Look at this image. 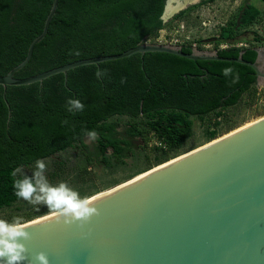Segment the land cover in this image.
I'll list each match as a JSON object with an SVG mask.
<instances>
[{"label":"trees","instance_id":"trees-1","mask_svg":"<svg viewBox=\"0 0 264 264\" xmlns=\"http://www.w3.org/2000/svg\"><path fill=\"white\" fill-rule=\"evenodd\" d=\"M165 1L58 0L44 38L14 77L27 78L74 61L120 54L145 43L172 21L185 19L180 13L163 23L160 17ZM51 3L0 0V76L25 58L28 45L42 31ZM242 8L218 27L213 40L206 41H213L220 57L241 55L253 63L257 57L255 45L237 47L241 42L238 37L259 22L262 11L247 4L236 27ZM253 41L258 38L253 37ZM197 42L201 44L202 40ZM220 44L228 47L218 49ZM181 51L190 53L192 48L182 45ZM226 68L231 69L227 75ZM97 69L104 74L97 77ZM255 90L256 76L246 65L191 61L166 53L134 54L71 69L66 77L56 74L30 85L7 86L4 97L0 86V213L23 200L14 195V180L23 178L18 173L13 176L14 169L36 165L37 160L68 148L84 151L88 132L96 133L99 162L110 175L126 166L124 159L129 154L135 155L133 139L150 145L152 162L146 159L144 166L134 165L126 181L181 155L178 152L192 135L194 118L208 119L207 124L212 121L215 126L207 132L205 143L217 138L224 112ZM70 98L79 99L83 110L70 112ZM120 118L127 120L123 127ZM22 174L33 177L32 173ZM116 185L113 183V187ZM98 192L94 189L78 197L88 198ZM55 209L28 212L23 218L30 221Z\"/></svg>","mask_w":264,"mask_h":264},{"label":"water","instance_id":"water-1","mask_svg":"<svg viewBox=\"0 0 264 264\" xmlns=\"http://www.w3.org/2000/svg\"><path fill=\"white\" fill-rule=\"evenodd\" d=\"M57 3L52 0L25 58L0 76L3 97L7 86L30 85L56 74L66 77L77 67L144 53L236 62L250 67L256 86L264 87L258 49L252 63L241 55L224 58L197 49L184 53L179 46L150 43L15 78L44 38ZM185 3L166 0L162 22ZM91 198L96 213L86 222L65 224L59 210L28 221V238L20 241L27 249L23 264H39L38 253L46 255L48 264H264V115Z\"/></svg>","mask_w":264,"mask_h":264},{"label":"rangeland","instance_id":"rangeland-1","mask_svg":"<svg viewBox=\"0 0 264 264\" xmlns=\"http://www.w3.org/2000/svg\"><path fill=\"white\" fill-rule=\"evenodd\" d=\"M242 1L244 0H217L207 6L203 5L199 9H196L193 14L186 15L184 20L172 21L171 25L168 28H165L166 33L161 31L158 35L167 34V36H170L173 34V30L180 26H184L183 34H179V36L182 35L184 37L187 35L192 42L202 40L203 45H209L206 49L202 50L215 51L213 41L206 40L214 39L218 27L224 25L228 19L236 15L239 7L242 5ZM250 3L262 11V18L259 22L242 31L238 39H240V43H245L246 47H248L249 44L263 46L264 2H261V0H250ZM177 24H179V26H176ZM253 37H257L258 41H253ZM145 43L156 44L155 37ZM227 47H223V49H226ZM263 115L264 87L256 86V90L253 94H244L241 101L235 107L228 108L224 112V116L220 118L217 127V138L239 127H243L246 124L252 123ZM207 120L208 119H204L203 121L198 118L193 119L192 135L186 140L183 148L178 152L179 154H183L184 152L203 145L206 142L207 132L215 127L212 124V121L207 124ZM126 121L125 118H120L122 127ZM84 143L87 146V149L84 151L76 147L68 148L50 158L42 160L45 164L43 176L51 186H57L63 182L67 185V188L70 191L76 193L78 196L80 194L92 192L94 189H98V191L102 192L112 188L113 183L121 184L125 182V179L127 178L126 176L129 175L131 172L130 170L134 165L144 166L146 164V159L150 162H152L153 159L150 145L143 146L141 140L135 138L132 140V147L135 155L129 154L128 157L124 159L126 166H122L120 168L121 170L110 175L106 173V170L102 168V165L99 162V156L95 149V140L87 137L84 139ZM144 155H146L147 158H145ZM170 156H172V154ZM20 169L21 172L18 174H33V171H38L36 165ZM48 207L50 206L45 205L44 203L33 204L21 200L10 209L1 212L0 218L8 219L14 216L24 217L28 212L37 211L41 213ZM56 211L58 210L55 209L50 213ZM50 213H45L39 217ZM25 221L28 222L27 220Z\"/></svg>","mask_w":264,"mask_h":264},{"label":"clouds","instance_id":"clouds-1","mask_svg":"<svg viewBox=\"0 0 264 264\" xmlns=\"http://www.w3.org/2000/svg\"><path fill=\"white\" fill-rule=\"evenodd\" d=\"M231 72L230 68L224 69V74ZM104 70L97 69L95 75L100 77ZM123 82V81H122ZM68 110H83L84 104L79 99L68 100ZM90 138H95L94 131L88 132ZM36 169L33 171V177L29 178L21 174L23 178L14 180V195L29 203H44L48 206H54L59 210V214L64 217V223L71 225L73 223L86 222L90 216L96 213L93 205H90L87 198H79L78 195L67 188V185L61 182L57 186H51L43 176L45 164L42 160L36 161ZM21 169L13 170V176L20 173ZM27 222L22 216H14L11 221L0 218V264H23L27 260V249L20 241L27 239L29 233L26 231ZM36 261L39 264H48V259L44 253H38Z\"/></svg>","mask_w":264,"mask_h":264},{"label":"built area","instance_id":"built-area-1","mask_svg":"<svg viewBox=\"0 0 264 264\" xmlns=\"http://www.w3.org/2000/svg\"><path fill=\"white\" fill-rule=\"evenodd\" d=\"M164 31L166 33V29H162L159 32ZM158 32V33H159ZM173 34L172 35H161V34H157L155 37V42L156 44L159 45H173V46H179L181 47L182 45H186V46H190L192 49H197V48H201V49H206L209 45H203L202 43L199 44L197 41L192 42L189 37L186 36H182L179 34H183L184 32V27L180 26L177 29L172 31ZM190 40V41H189ZM227 44H220L218 46V49H223V47H227ZM237 47H246V45L244 43H239L237 45Z\"/></svg>","mask_w":264,"mask_h":264},{"label":"flooded vegetation","instance_id":"flooded-vegetation-1","mask_svg":"<svg viewBox=\"0 0 264 264\" xmlns=\"http://www.w3.org/2000/svg\"><path fill=\"white\" fill-rule=\"evenodd\" d=\"M178 1H182L183 2L184 0H178ZM207 1H209V0H185V2H186L185 4L186 5L183 8H181L177 13H175L174 16H176V15H178L180 13H184V16L193 14L196 11V9H199L203 5H206L207 6L209 4H212V3H214L217 0H214L213 2H207ZM241 4L242 5L240 7L241 8L242 7L244 8L247 4H250V0H244V1H242ZM243 8L241 9L240 13H238V14L241 15V12H242ZM173 17L171 19H169L168 21L172 20ZM176 26H179V24H177ZM239 26H240V23L238 22V24L236 25V27H239ZM257 49L260 50V61H261V64H262V63H264V45L263 46H255V50H257ZM257 82H258V79L256 78V83Z\"/></svg>","mask_w":264,"mask_h":264},{"label":"bare ground","instance_id":"bare-ground-1","mask_svg":"<svg viewBox=\"0 0 264 264\" xmlns=\"http://www.w3.org/2000/svg\"><path fill=\"white\" fill-rule=\"evenodd\" d=\"M250 124V123H249ZM246 125H248V124H246ZM246 125H244V126H246ZM106 191H108V190H106ZM106 191H104V192H106ZM96 197V196H95ZM88 199V201H90L91 199H93V198H91V196L90 197H88L87 198ZM43 217V216H42ZM41 218V217H40Z\"/></svg>","mask_w":264,"mask_h":264}]
</instances>
